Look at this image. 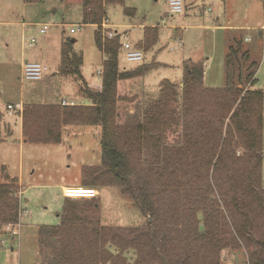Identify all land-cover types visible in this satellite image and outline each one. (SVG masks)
Wrapping results in <instances>:
<instances>
[{"label": "rangeland", "instance_id": "obj_1", "mask_svg": "<svg viewBox=\"0 0 264 264\" xmlns=\"http://www.w3.org/2000/svg\"><path fill=\"white\" fill-rule=\"evenodd\" d=\"M169 1L124 0V6L110 3L106 6L109 24L114 25L111 28L117 29L122 35L126 34L121 42L128 39L133 45H138L146 27L160 26L157 42L149 48H141L145 52L143 62L148 66L145 73L147 89L156 95L152 97L159 96L164 79L181 85L185 66L193 61L204 65L206 87H224L227 80L226 55L229 45L235 42L242 43L244 49L250 50L251 60L257 68V82L253 88L264 92V0H184V12L174 14L170 12ZM25 5L24 11L23 2L0 0V109L3 114L0 162L7 164L8 174L21 178L20 185L18 180L9 175L11 180H15L13 185L18 189L21 208L27 212L22 213L17 222L19 224L8 223L0 227V264H54L53 260L45 259H52L53 253H60L63 232L60 231L56 237L53 225L60 222L65 205L84 215L90 212L94 201H99L101 222L121 229L145 228L150 219L122 186H92L100 190V196L96 199H71L64 196L63 186H86L83 182L85 165L101 164L100 125H65L62 141L54 143L29 141L26 135L23 139L18 126L9 128L5 125L6 120L12 119L7 114L9 103L16 107L23 106V109L37 103L60 104L62 98L76 100V104H90V99L82 89L84 82L78 75L57 72L60 41L63 38L71 42L73 53L83 55L81 70L88 84L101 82L100 71L106 59L96 42L98 27L83 22V0H36ZM125 7L133 8L135 13L126 12ZM23 21L28 24L22 25ZM44 23H48V29L41 32ZM72 27L75 29L73 33ZM22 28L25 29L24 38L21 37ZM32 38L36 41L31 46L29 43ZM22 60L40 62L49 69L41 79L27 80L23 76ZM120 64L132 65L122 55ZM144 93V96L148 94ZM142 100L136 103L135 114L141 115L151 99L145 96ZM207 103L208 97L200 96L197 108L206 109ZM178 108H181V103ZM261 110L264 115V101ZM4 115L7 117L4 118ZM197 115L198 112L189 116V129H183L184 117H181L180 129L174 130L164 139L161 152L150 150L144 155L145 162L148 166L152 165L157 175L155 178L159 179L156 183L157 201L166 219L162 223L178 221L173 216L179 211L181 216L190 214L189 207L195 209L202 199H195L192 188L180 182L186 180L181 176L182 172L175 171L174 162L164 158L167 148L186 145L182 138L179 140L183 130L193 137L200 135L202 129L197 128ZM142 118L135 115L128 120L134 123L141 122ZM227 136L232 138V152L239 157V152L242 154L243 151L238 147L237 134ZM261 147L264 187V126L261 130ZM205 173L204 170L195 175L196 178L201 177L203 197L210 195L219 198L221 184L228 185L226 179L229 175L224 171L220 173L219 180L216 175H211V181L207 182L204 180ZM198 216L203 230L205 216L202 212ZM79 225L75 224L73 230L78 232ZM40 244H43L42 249L47 254L45 258L40 256ZM107 249L114 254L119 252L113 244H109ZM146 250L145 246L143 252ZM236 250L225 251L228 264H245L247 249L243 246V249ZM125 256L127 264H132L139 255L136 249H128Z\"/></svg>", "mask_w": 264, "mask_h": 264}, {"label": "trees", "instance_id": "obj_2", "mask_svg": "<svg viewBox=\"0 0 264 264\" xmlns=\"http://www.w3.org/2000/svg\"><path fill=\"white\" fill-rule=\"evenodd\" d=\"M109 3L124 6L125 2L83 0V22L97 25L96 42L106 55L101 90H92L87 85L81 70L83 55L73 53L71 42L65 40L60 73L79 76L90 104L37 103L28 106L22 111L23 132L29 141L54 143L60 142L64 123L100 125L102 163L84 167L86 186L125 187L150 221L147 227L138 230L121 229L101 222L99 201H94L90 212L84 215L65 205L60 222L53 225L56 237L63 232L60 253H53L52 259L45 261L53 260L54 264H127L125 251L136 249L139 256L132 264H220L223 252L238 251L245 246V264H264L261 147L264 92L253 88L257 82V68L251 60L250 50L244 49L240 42L229 45L224 87H206L205 67L193 61L185 66L183 85L169 79L161 82L159 96L150 100L141 122L120 123L118 102L135 98L121 95L119 82L141 77L148 66L141 64L133 69H121L122 34L106 38L101 31ZM158 35V26L146 27L137 47L149 48L157 42ZM200 96L208 97L206 109L197 108ZM197 112V128L202 129L200 135L193 137L183 130L182 136H178L179 140L186 141V145L167 148L164 158L174 162L175 171L182 172L181 176L186 180L179 181L192 188L195 199H202L195 209L189 207L190 214L181 216L176 209L177 215L173 218L179 220L162 223L166 219L157 201L159 179L155 178L157 175L152 165L145 162L144 155L150 150L161 152L164 139L180 129L181 117H184L183 129H189V116ZM2 115L0 109V152ZM227 134H237L238 147L243 151L242 154L239 152V157L232 152V138ZM204 170L207 182L211 181V175H216L218 180L224 171L229 175L228 185L221 184L220 180L219 198L203 197L201 177L195 175ZM13 181L7 167L0 162V227L17 224L23 210ZM201 212L205 216L203 230L198 216ZM77 223H80L78 232L73 230ZM109 244L118 247L119 252H110ZM42 245L40 256L45 258L47 254ZM145 246L147 250L143 252Z\"/></svg>", "mask_w": 264, "mask_h": 264}, {"label": "built area", "instance_id": "obj_3", "mask_svg": "<svg viewBox=\"0 0 264 264\" xmlns=\"http://www.w3.org/2000/svg\"><path fill=\"white\" fill-rule=\"evenodd\" d=\"M169 9L171 13H183L185 10L184 7V0H170L169 1ZM101 26L103 27L104 34L106 38H113L117 34H119V31L117 29H112L111 27L114 26L112 23L109 24V19L106 18L102 22ZM48 29V24H45L41 32H46ZM72 31H75L73 28ZM126 35V34H124ZM122 35V37L124 36ZM36 39L32 38L30 41V45L35 42ZM123 57V59L132 64H140L145 59V52L141 48H138L132 44L128 39H123L121 44V51H120V57ZM48 66L43 65L40 62H31L26 61L23 65V76L27 80H39L43 77L44 73L48 70ZM127 69V68H123ZM100 74H103V69L100 71ZM102 86L99 88H96V90H101ZM64 105H74L76 104V101H69L64 100L62 102ZM16 110V107L14 104H8V113L13 114V112ZM64 196L71 198V199H95L98 198L100 193L99 190L95 187H89V186H66L63 190ZM27 213L24 210L21 211L22 213ZM19 224V223H17ZM228 254L226 252L221 254V263L220 264H228ZM249 264V263H247Z\"/></svg>", "mask_w": 264, "mask_h": 264}, {"label": "crops", "instance_id": "obj_4", "mask_svg": "<svg viewBox=\"0 0 264 264\" xmlns=\"http://www.w3.org/2000/svg\"><path fill=\"white\" fill-rule=\"evenodd\" d=\"M19 2H23L24 3V11H25V8H26V5L25 4H27V3H31V2H35V1H26V0H18ZM125 10V9H124ZM126 12H128V13H130V14H134L135 13V10L133 9V8H128L127 10H125ZM117 13H119V10H117L116 11ZM109 18V17H108ZM37 23H40L41 24V22L40 21H38ZM11 24H19L18 22L17 23H15V22H11ZM28 24V22L27 21H23L22 22V25H27ZM45 24H48V23H44L43 24V27H44V25ZM94 25V24H93ZM95 26H97V25H95ZM158 26V28L160 27L159 25H157ZM43 27H41V29H40V31L43 29ZM179 27V26H178ZM237 27H239V26H237ZM237 27H234V28H237ZM262 27H264V24L262 25ZM72 29H73V27L71 28V32L73 33V32H75V31H72ZM145 34V33H144ZM24 35H25V29L24 28H22V30H21V37H23L24 38ZM143 37H144V35H143ZM171 40H173V39H171ZM246 40H247V38H246ZM65 41V38H63L62 39V41H60V64H59V67H57L58 69H57V72H59L60 71V66H61V63H62V46H63V42ZM73 41H77V39H73ZM29 45H30V43H29ZM31 46H32V44H31ZM134 46H138V45H134ZM26 61H28V60H26ZM24 61L22 60V65H21V68L23 69V65H24ZM141 64H146V63H144V62H142V63H140V64H132V65H124V66H122L121 64H120V67H121V69H123V68H127V69H133V68H135V67H137V66H139V65H141ZM146 73V72H145ZM101 82H103V78H102V75H101ZM90 83V84H88L87 83V85L89 86V87H91V88H95V90H96V88H99V87H101L102 86V83ZM181 85H183V83L181 84ZM159 90H160V88H159ZM144 91L145 92H147L148 94H146L145 96L147 97V98H149L150 97V99H154V98H157V97H152V96H156V95H153V94H151V93H149V91H148V89H147V85H146V81H145V74L144 75H142L141 77H137V78H133V79H128V80H123V81H120L119 82V93L121 94V95H126V96H128V97H132V96H134V100L133 101H119L118 102V107L119 106H121V108H118V121L120 122V123H128L129 122V120L128 119H132L135 115H138V117H142L143 115V113L140 115V114H135V112H137L136 111V103H141L142 101H144V100H142V97H144V99H145V96H144ZM159 94V93H158ZM64 100H68V99H66V98H62V101L60 102V103H62ZM76 101V100H75ZM9 104H13V103H9ZM15 106V105H14ZM16 107V106H15ZM18 108V109H17ZM122 108H126L125 110L123 109L122 110ZM20 110V111H19ZM20 112V114H19V112ZM21 111H23V106H20V107H16V110L13 112V114H9V113H7L9 116H11L12 117V119H9V120H6V126H8L9 128L10 127H14V126H18L19 127V129H20V133H21V135H22V137H23V139H24V132H23V118H22V112ZM5 114V113H4ZM5 117H7V116H5L4 115V118ZM7 119V118H6ZM14 125V126H13ZM65 125H74V124H63L62 125V128H61V140H60V142L62 141V130L64 129V126ZM78 125H81V124H78ZM92 126H94V125H92ZM98 126V125H97ZM90 131V130H89ZM89 133V132H88ZM100 137H101V131H100ZM26 139V138H25ZM26 140H28V139H26ZM102 163V162H101ZM4 165H6V167H7V164H5L4 163ZM99 165H101V164H94V165H85L84 167H86V166H91V167H94V166H99ZM84 167H83V182L84 181H86L85 180V174H84ZM8 168V167H7ZM10 175V174H9ZM12 178H14V179H16V180H18L19 182H20V177H18V176H13V175H10ZM20 185H21V182H20ZM69 186V185H68ZM79 186H81V185H79ZM66 186H63L62 187V189L64 190V188H65ZM96 188V187H95ZM99 190V189H98ZM21 193H22V190L20 191ZM99 193H100V190H99ZM100 196V195H99Z\"/></svg>", "mask_w": 264, "mask_h": 264}, {"label": "bare ground", "instance_id": "obj_5", "mask_svg": "<svg viewBox=\"0 0 264 264\" xmlns=\"http://www.w3.org/2000/svg\"><path fill=\"white\" fill-rule=\"evenodd\" d=\"M81 199H84V198H81Z\"/></svg>", "mask_w": 264, "mask_h": 264}]
</instances>
